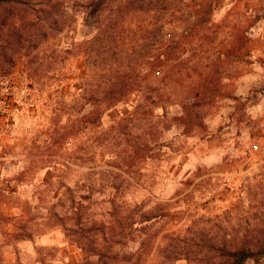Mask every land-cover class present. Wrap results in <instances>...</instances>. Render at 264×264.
<instances>
[{
  "label": "rangeland",
  "instance_id": "rangeland-1",
  "mask_svg": "<svg viewBox=\"0 0 264 264\" xmlns=\"http://www.w3.org/2000/svg\"><path fill=\"white\" fill-rule=\"evenodd\" d=\"M63 10L0 76V264H218L264 242V0Z\"/></svg>",
  "mask_w": 264,
  "mask_h": 264
},
{
  "label": "trees",
  "instance_id": "trees-1",
  "mask_svg": "<svg viewBox=\"0 0 264 264\" xmlns=\"http://www.w3.org/2000/svg\"><path fill=\"white\" fill-rule=\"evenodd\" d=\"M15 3L20 12L18 22L10 24L6 18L0 22V76L10 74L18 58H29L44 41L59 34L65 23L63 0H15ZM131 88L121 85L112 89V98L105 109L125 100ZM92 112L101 113L94 108ZM259 238L252 237L240 246L224 248L218 264H244L249 258L264 254V242Z\"/></svg>",
  "mask_w": 264,
  "mask_h": 264
},
{
  "label": "crops",
  "instance_id": "crops-1",
  "mask_svg": "<svg viewBox=\"0 0 264 264\" xmlns=\"http://www.w3.org/2000/svg\"><path fill=\"white\" fill-rule=\"evenodd\" d=\"M1 103H3V102H2V101H0V105H1ZM3 105H4V104H3ZM0 108H1V111H2L1 113H2V114H3L4 112H6V111H7V110H4V109H3V108H4L3 106H2V107L0 106ZM2 116H3V115H2Z\"/></svg>",
  "mask_w": 264,
  "mask_h": 264
}]
</instances>
